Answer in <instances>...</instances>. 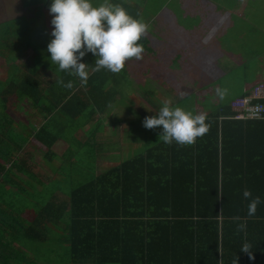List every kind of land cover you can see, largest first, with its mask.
I'll use <instances>...</instances> for the list:
<instances>
[{
	"label": "trees",
	"instance_id": "obj_1",
	"mask_svg": "<svg viewBox=\"0 0 264 264\" xmlns=\"http://www.w3.org/2000/svg\"><path fill=\"white\" fill-rule=\"evenodd\" d=\"M125 69L117 74L122 76ZM14 77L6 87L0 84V107L19 105L25 98L35 106L43 104L46 97L35 77ZM99 84L105 87L107 81ZM47 100L54 103L51 109L45 103L48 120L75 106L91 105L94 113L97 101L86 98L85 104L78 90L66 100ZM77 111L70 118L80 117ZM234 115L231 105L222 102L205 115L207 131L193 144L158 141L89 176L73 163L79 147L71 145L66 160L53 167L71 177L70 190L60 197L54 194L60 188L53 181V190L36 191L31 163L8 161L4 135H11L6 130L13 119L0 114V264H234L237 256L239 264H264V244L257 248L258 241L264 242V172L252 177L258 167L248 177L228 176L229 170L240 174L242 164L247 170V163L259 166V159L264 169V140L254 143L250 130L254 123L264 126V118L241 120ZM247 125L249 148L235 149L233 162L227 159L232 154L226 155L232 150L226 132L230 126L246 131ZM35 135L50 155L58 136L62 138L50 126ZM47 188L51 194L43 199ZM245 189L262 200L252 217L247 215ZM239 223L246 228L238 231ZM245 243L254 260L240 251Z\"/></svg>",
	"mask_w": 264,
	"mask_h": 264
},
{
	"label": "crops",
	"instance_id": "obj_2",
	"mask_svg": "<svg viewBox=\"0 0 264 264\" xmlns=\"http://www.w3.org/2000/svg\"><path fill=\"white\" fill-rule=\"evenodd\" d=\"M50 1L0 0V84L6 87L8 81L15 78L14 75L24 80L23 76L31 74L39 82L38 89L43 97H46L39 106L30 101L27 117L20 116L21 102L6 109L0 107V114L6 112L13 119V124L6 130L11 135H4L8 161L23 160L33 165L38 179L34 186L37 192L52 187V181L55 187L60 188L54 194L61 197L70 190L69 174L58 173L53 167L66 160L63 157L69 155L71 145L79 147L73 163L78 164L80 171L86 172L87 176L93 175L98 166L118 161L121 158L116 160L117 156L132 154L134 147L146 144L140 141L137 133L140 125L145 132L162 130V126L145 128L143 120L146 116L155 115L164 102L205 116L222 102L231 105L233 100L245 96L256 83L264 81V0H214L210 6L211 12L195 20L192 25L186 24L187 29L177 25L176 16L180 13L181 17L193 16L188 14L187 8L194 7L195 0H181L186 14L182 7H174L168 0H112L146 23L147 31L138 41L143 45L142 57L127 60L126 69L120 76L97 71L96 57L86 53L82 58V62L87 64L86 82H81L67 71L58 70L48 60L50 53L47 52V45L52 38V16L48 10ZM98 2L101 1L95 0V3ZM160 12L163 14L159 16ZM162 26L164 28L161 29ZM170 26L171 30L165 32V28ZM164 58L166 65L161 68ZM223 59L226 60L221 62ZM195 72L199 76H195ZM61 75L63 78L59 80ZM68 81L72 82L71 88L65 86ZM102 81H107L105 87H100ZM77 90L85 104L86 98L97 99L94 113L91 105H77L66 115L48 120L49 110L45 103L50 104L49 109L53 108L54 103L47 99L63 97L66 100ZM218 90L225 91L223 99L218 95ZM119 98L122 105L128 106L129 112L137 114L138 122L137 119L130 120L128 112L122 121H103V115L112 105H117L113 110L118 114ZM136 98L143 99L139 101L137 110ZM99 103L101 108L97 107ZM76 111L80 117L70 118L69 114ZM42 126H50L62 134V138L58 136L53 144L55 152L51 155L35 135ZM248 127L246 131L240 126L228 128L226 140L232 150L227 149L226 155H232H228L227 159L235 162L234 150L249 148ZM250 127L253 131L251 139H256L254 143L257 139L263 141L264 126L254 123ZM147 136L144 134V139ZM61 148L64 149L61 151ZM51 156L53 158H49ZM40 163H48L50 170L38 173L35 169ZM261 164L260 159L259 166H248L247 163L248 170L242 164L240 174L229 170L228 176L248 177L250 170L259 167L252 174L256 178L264 172ZM258 242H261L260 246L257 245L259 249L264 242Z\"/></svg>",
	"mask_w": 264,
	"mask_h": 264
},
{
	"label": "clouds",
	"instance_id": "obj_3",
	"mask_svg": "<svg viewBox=\"0 0 264 264\" xmlns=\"http://www.w3.org/2000/svg\"><path fill=\"white\" fill-rule=\"evenodd\" d=\"M48 10L52 16L48 60L58 70L67 71L86 82L87 64L82 62L86 53L96 57L97 71L104 68L113 73L120 72L127 60L141 59L143 45L138 41L146 33L147 25L142 19L130 15L120 4L112 0H101L98 4L92 0H51ZM65 86L71 88L72 82L68 81ZM218 95L223 99L225 91L218 90ZM143 126L147 129L162 126L159 140L164 143L175 141L179 145H191L207 131L203 114H193L179 106H170L168 102H164L155 115L146 116ZM242 195L249 200L247 215L254 216L262 203L261 197L253 196L248 189ZM245 228L244 223L237 225L238 231ZM240 251L254 260L247 243L241 246ZM234 264H239L238 256Z\"/></svg>",
	"mask_w": 264,
	"mask_h": 264
},
{
	"label": "rangeland",
	"instance_id": "obj_4",
	"mask_svg": "<svg viewBox=\"0 0 264 264\" xmlns=\"http://www.w3.org/2000/svg\"><path fill=\"white\" fill-rule=\"evenodd\" d=\"M98 1H101V0H98ZM125 1H129V0H125ZM139 1H137V2H139ZM92 2L94 4H98L99 3V2L98 3H95V0H92ZM211 2L213 3L215 1L214 0H209V1L208 0H195V4H194L195 6L194 7L190 6V7L187 8L188 14H191L193 16L188 15V16H184V17L182 16L181 17L180 15H182V13H180L179 15L176 16L177 17V21H176L177 22V25L180 26V27H183V28L187 29L188 28L187 25L194 24L195 20L198 21V19H200V17H206L208 15V13L211 12V8H210ZM50 3H51V1H50ZM168 3H171L174 7H182L183 8V12L186 14V9L184 8L181 0H171V1L168 0ZM160 14H163V12H160L158 15L160 16ZM174 18H172L171 20L175 21ZM171 27L172 26L166 27L165 28V32H169L171 30ZM162 28H164V26H162L161 29ZM183 48H185V46ZM225 60L226 59H223V60H220V61L221 62H224ZM165 65H166V59L164 58V62L161 65V68H163ZM56 68H55V70H56ZM0 69H1V66H0ZM196 73L197 72H195V76H199V75H196ZM229 84H233V83H230L229 82ZM118 100H119L118 101V103H119L118 105L119 106H118V109H117L118 114H115V112L113 110V108L115 106H117V105H115L114 107L112 105V107L107 111V113L103 115V121L111 122V123L112 122H116V121H122L126 117V113L128 112L129 113V115H128L129 119L132 120V121H136V119H137V122H138L139 121L138 120L139 118H137V114L135 112H133V111H130L129 112L128 106L127 105H122V100H120V98ZM135 100H136V103H137V105H136V110H137L139 108V106H140L139 101H142L143 99L142 98H136ZM201 100H202V98H201ZM30 101L31 100L28 99V98H25L23 101H21L22 109L19 111L21 117H27L28 116V109H29L28 104H30ZM204 102H205V100H204ZM155 110L156 109H154V111ZM201 110H202V108H201ZM139 127L141 128V129H138L137 130V133H139V137H140L139 139H140V141L142 140V143H143V141L146 142V144L145 145H141V146L134 147L133 148V152L134 153H132V154H128V155H126L124 157H121V155L120 156H117L116 157V160L122 158V159H120L118 161H114L113 160V161H109V162H106L105 164H102V165L98 166L97 167L96 174L102 173V172L106 171L107 169H109L112 166L120 163L121 161H123L125 159H128V158H131L132 156L136 155L138 151H141V150L143 151L146 148H148L150 146H153L156 142L160 141L159 140V136L162 133V130L152 131V132H145L143 130V128L141 127V125ZM144 134H147L148 135L145 139L143 137ZM137 142H138V140H137ZM142 143H139V144H142ZM63 149L64 148H61V151ZM56 158H60V157H56ZM36 159H39V158L36 157ZM36 159H34V160H36ZM0 162L1 163H4L1 160H0ZM37 162H39V161H37ZM40 164L41 165L39 167H36V169H35L40 174H42L44 171H46L48 169L50 170V168H51L48 163H44V164L43 163H40ZM54 164H55V162L53 163V165ZM67 179L70 180L71 178H67ZM54 186H55V183H54ZM50 188L53 190V186L50 187ZM50 188H47L48 191H46V193L44 192L45 194L43 195V199L44 198L46 199L51 194Z\"/></svg>",
	"mask_w": 264,
	"mask_h": 264
},
{
	"label": "built area",
	"instance_id": "obj_5",
	"mask_svg": "<svg viewBox=\"0 0 264 264\" xmlns=\"http://www.w3.org/2000/svg\"><path fill=\"white\" fill-rule=\"evenodd\" d=\"M235 119L264 118V81L256 83L243 97L231 102Z\"/></svg>",
	"mask_w": 264,
	"mask_h": 264
}]
</instances>
